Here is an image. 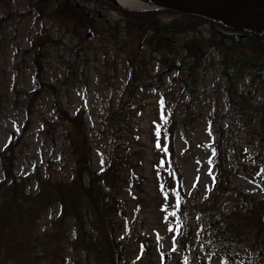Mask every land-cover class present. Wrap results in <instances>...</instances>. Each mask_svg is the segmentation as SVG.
<instances>
[{"label": "rangeland", "instance_id": "1", "mask_svg": "<svg viewBox=\"0 0 264 264\" xmlns=\"http://www.w3.org/2000/svg\"><path fill=\"white\" fill-rule=\"evenodd\" d=\"M78 4L86 6L93 15V28H80L61 20L51 10L40 13L28 0H0V182L6 173L14 175L21 184L17 189L30 194L28 201H23L29 207L37 201V175L70 180L74 166L68 138L70 125L61 119L60 112L79 116L89 138L95 170L110 167V162L115 167L114 197L120 212L114 214L112 226L115 243L121 250L120 264H164V255L165 264H227L219 256L209 259L198 248L191 249L187 256L177 248L179 227L172 212L166 209L154 169L161 151L152 129L159 97L154 91L141 92L120 129L117 107L129 67L120 41L110 37L119 36L115 25L120 28L123 16L111 5L90 0H78ZM145 8H149V3L144 4L142 9ZM134 47L143 48L140 41ZM208 64L197 94L193 97L184 93L176 107L179 112L183 103H189L194 113L176 134L180 187L184 196L194 194L201 202L214 183L215 130L220 123H227L231 106L226 87L219 79V55L213 52ZM238 87L245 90L251 108L264 109V73L262 80L239 82ZM232 114L234 143L239 151L247 152L245 135L252 130L253 119L240 117V111ZM114 141L118 146L124 142L128 150V166L123 167L121 174L120 163L114 161L113 151L110 153ZM260 148L259 158L264 160V144ZM118 153L120 156V150ZM233 185L249 196H263L248 178L247 169L237 173ZM231 206L235 202L229 200L224 209ZM195 211L189 206L185 219L187 214L194 221ZM60 214L59 204L44 206L36 223L26 227L33 248L40 247L39 237L48 231L56 232L62 241L61 249L51 250L43 263L101 264L78 243L80 232L95 240L97 234L89 222L80 231L79 225L68 217L58 222V230L54 231V221L60 219ZM203 231L197 225L195 239Z\"/></svg>", "mask_w": 264, "mask_h": 264}, {"label": "trees", "instance_id": "2", "mask_svg": "<svg viewBox=\"0 0 264 264\" xmlns=\"http://www.w3.org/2000/svg\"><path fill=\"white\" fill-rule=\"evenodd\" d=\"M28 1L40 13L51 10L59 19L73 22L80 28L94 27L92 15L87 16L78 9V0ZM90 1L111 5L123 16L120 28L115 25L120 31V40L115 34L110 37L120 41L129 67V77L117 107L120 129L133 106L136 107L141 92L154 91L159 97L158 115L152 122V129L154 142L160 145L161 151L154 169L166 209L172 212L179 227L177 248L186 256L191 249L198 248L209 259L219 256L227 264H264V196H249L232 183L233 177L247 164L250 178L264 191V174L254 171L264 170V161L259 159L260 146L264 144V109L251 108L245 90L240 91L238 87L239 82L262 80L264 32L245 31L235 40H229L219 35L220 29L227 28L198 15L167 9L128 10L101 0ZM138 41L143 48L134 47ZM213 52L219 55V79L226 87L231 106L226 115L227 123H220L215 130L214 186L206 201L195 198L189 203L197 210L195 220L191 221L187 214L186 219L184 217L189 206L180 187L182 176L176 162V133L194 113L189 103H183L179 112L176 107L184 93H191L193 97L197 94ZM233 111L235 114L240 111L243 118L250 116L254 122L252 130L245 135L244 146L251 148L246 158L244 150L239 151L234 143ZM63 115L61 112V119L70 125L68 138L74 158L72 178L51 180L37 175V201L25 207L23 201H28L30 194L26 195L25 189H17L21 184L14 175H6V180L0 183V264H44L51 250L61 249V239L56 232L49 231L39 237L40 247H31L26 229L30 223H36L38 212L52 203L61 207L60 219L54 221V231L58 230L57 224L68 217L73 218L80 231L89 222L97 235L93 240L80 232L78 243L82 249L94 254L101 264H120L121 250L115 243L112 226L114 214L120 212L114 197L115 167L110 162V167L97 172L92 164L84 124L79 116ZM122 146L114 141L110 150L114 161L120 163V174L123 167L128 166V150L124 142ZM229 200L235 202V206L224 209ZM197 225L204 231L195 239Z\"/></svg>", "mask_w": 264, "mask_h": 264}, {"label": "water", "instance_id": "3", "mask_svg": "<svg viewBox=\"0 0 264 264\" xmlns=\"http://www.w3.org/2000/svg\"><path fill=\"white\" fill-rule=\"evenodd\" d=\"M147 1L172 10L200 14L235 30L264 31V0ZM221 35L229 39L234 38L233 35L226 33H221Z\"/></svg>", "mask_w": 264, "mask_h": 264}, {"label": "bare ground", "instance_id": "4", "mask_svg": "<svg viewBox=\"0 0 264 264\" xmlns=\"http://www.w3.org/2000/svg\"><path fill=\"white\" fill-rule=\"evenodd\" d=\"M115 1L118 2L120 5H123L128 8H142L145 3V0H115ZM117 33H119V36H117V34L115 36L119 39L120 32Z\"/></svg>", "mask_w": 264, "mask_h": 264}, {"label": "snow or ice", "instance_id": "5", "mask_svg": "<svg viewBox=\"0 0 264 264\" xmlns=\"http://www.w3.org/2000/svg\"><path fill=\"white\" fill-rule=\"evenodd\" d=\"M160 103H161V105H163V100H161ZM162 118H163V117H162ZM159 134H160V133H159V130H157V135L159 136ZM157 146L159 147L160 145L158 144ZM164 150L167 151V149H164ZM209 162L211 163V161H209Z\"/></svg>", "mask_w": 264, "mask_h": 264}]
</instances>
